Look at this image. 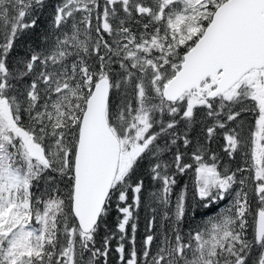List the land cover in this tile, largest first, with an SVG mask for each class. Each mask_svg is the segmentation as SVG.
<instances>
[{"label":"snow or ice","instance_id":"1","mask_svg":"<svg viewBox=\"0 0 264 264\" xmlns=\"http://www.w3.org/2000/svg\"><path fill=\"white\" fill-rule=\"evenodd\" d=\"M0 264H264V0H0Z\"/></svg>","mask_w":264,"mask_h":264},{"label":"trees","instance_id":"2","mask_svg":"<svg viewBox=\"0 0 264 264\" xmlns=\"http://www.w3.org/2000/svg\"><path fill=\"white\" fill-rule=\"evenodd\" d=\"M183 183H188L187 178H185V180L182 181V184ZM188 194H189V198H191V195H192L191 191H189ZM198 222H199V217H197V220L194 223H198ZM143 233H144V213L142 212L141 213V218H140V221H139V226H138V235H137L138 241L142 240Z\"/></svg>","mask_w":264,"mask_h":264}]
</instances>
